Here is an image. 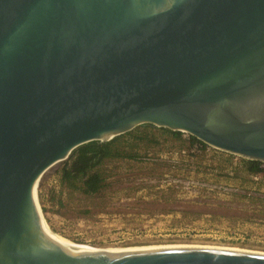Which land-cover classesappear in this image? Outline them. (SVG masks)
<instances>
[{
  "label": "water",
  "instance_id": "1",
  "mask_svg": "<svg viewBox=\"0 0 264 264\" xmlns=\"http://www.w3.org/2000/svg\"><path fill=\"white\" fill-rule=\"evenodd\" d=\"M264 162V0H0V264H264V252L66 245L43 173L140 124Z\"/></svg>",
  "mask_w": 264,
  "mask_h": 264
},
{
  "label": "rangeland",
  "instance_id": "2",
  "mask_svg": "<svg viewBox=\"0 0 264 264\" xmlns=\"http://www.w3.org/2000/svg\"><path fill=\"white\" fill-rule=\"evenodd\" d=\"M187 139L134 127L118 143L137 156L107 159L95 194L61 184L55 163L37 186L45 225L94 249L198 244L264 252V167L250 174L243 158L191 151Z\"/></svg>",
  "mask_w": 264,
  "mask_h": 264
},
{
  "label": "trees",
  "instance_id": "3",
  "mask_svg": "<svg viewBox=\"0 0 264 264\" xmlns=\"http://www.w3.org/2000/svg\"><path fill=\"white\" fill-rule=\"evenodd\" d=\"M140 125L154 126L147 123ZM161 128L177 138H180L182 134L181 131H172L164 127ZM130 133L131 130L114 136L108 141L100 142L98 140H92L77 146L67 159L60 161V183L71 190H78L84 194L98 193L105 184V176L101 170V166L107 159L120 157L135 158L137 156L135 151H126L118 143L122 137ZM187 135L189 146L195 142L204 144L193 135L188 133ZM242 160L246 171L250 174H256L263 170L260 166V161Z\"/></svg>",
  "mask_w": 264,
  "mask_h": 264
},
{
  "label": "bare ground",
  "instance_id": "4",
  "mask_svg": "<svg viewBox=\"0 0 264 264\" xmlns=\"http://www.w3.org/2000/svg\"><path fill=\"white\" fill-rule=\"evenodd\" d=\"M44 227L46 229V231L52 236L54 237L56 240H58L59 242L66 244V245H78L80 247H86V246H82L80 244H76L67 240H64L62 236L58 235L57 233L53 232L48 226H46L44 224ZM169 246H190V247H216V248H227V249H237V248H233V247H226V246H211V245H195V244H182V245H178V244H171V245H143V246H133V247H119V248H107V249H102V250H120V249H137V248H151V247H169ZM88 248V247H87ZM240 250V249H237ZM243 250H249L250 249H243ZM251 251H257V250H251ZM263 252V251H260Z\"/></svg>",
  "mask_w": 264,
  "mask_h": 264
},
{
  "label": "built area",
  "instance_id": "5",
  "mask_svg": "<svg viewBox=\"0 0 264 264\" xmlns=\"http://www.w3.org/2000/svg\"><path fill=\"white\" fill-rule=\"evenodd\" d=\"M210 150H216V149H215L214 147H212V146L206 144V143L201 144V143H197V142H195V143H193V144L191 145V151H194V152L210 151ZM231 156H232L231 159H232L234 162H236L239 158H241V157H239L238 155H235V154H231ZM260 166H263V167H264V162H261V165H260Z\"/></svg>",
  "mask_w": 264,
  "mask_h": 264
}]
</instances>
